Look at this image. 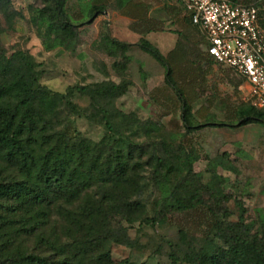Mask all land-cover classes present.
<instances>
[{"label": "trees", "instance_id": "16d2710c", "mask_svg": "<svg viewBox=\"0 0 264 264\" xmlns=\"http://www.w3.org/2000/svg\"><path fill=\"white\" fill-rule=\"evenodd\" d=\"M43 6L34 9V21L45 25L43 44L48 50L67 47L77 35V26L67 11L68 0H41ZM111 0H89L87 20L93 22L110 8ZM239 1V0H235ZM114 11L131 19L130 29L141 35L131 44L113 37L109 30L100 35V48L112 58L119 73L132 61L130 51L136 45L153 56L164 68V85L172 89L180 103L181 120L185 132L202 129L209 125H225L222 122H199L194 119L192 105L200 98L204 72L198 65L200 59L209 58L201 49H191L189 38L181 33L174 47L162 54L144 37L158 31V25L149 17V7L139 0H115ZM241 2V1H240ZM184 27L196 29L185 10ZM247 3V2H243ZM11 0H0V10L10 19ZM181 14V8L169 9ZM258 22L264 28V18L258 12ZM46 37L48 42L46 40ZM204 44V38L201 37ZM194 47L197 45L192 44ZM192 46V47H193ZM40 73L33 58L22 50L8 54L0 47V153L17 176L0 173V263L5 264H91L95 255L100 264H109L108 249L98 250L103 242L129 244L124 223L134 222L154 225L173 212L186 213L201 202L208 185L202 182L194 170L198 153L185 141L174 143L165 138L159 140L163 153L153 152L151 164L133 161L134 153L142 156L144 146L127 141L126 149L117 148L118 138L111 123V110L99 102L100 97H115L126 91V83L114 81L71 86L67 92H53L40 84ZM244 81L242 78L241 83ZM240 84V83H239ZM238 84V85H239ZM87 97L89 106L97 110L104 120L107 133L101 138L95 153L87 151L85 140L76 132L70 141L65 132L51 131L49 127L62 105L77 111L71 101L73 94ZM207 106H201L195 114L204 119ZM238 122L233 126L250 123L264 124V110L249 101L237 111ZM227 125V124H226ZM144 155V153H143ZM144 165L151 167L153 180L161 196L155 202V215L148 217L144 206L138 202L142 184L139 171ZM95 187L96 193H91ZM135 197V198H134ZM54 213L58 234L47 239L37 232ZM23 216L25 218L23 219ZM19 217V219H17ZM38 239L47 243L58 255L56 261L27 254L17 244L16 222ZM215 235L223 245L213 251L191 254L187 261L192 264H264V234L243 233L231 226L222 227L215 222ZM212 231V229H211ZM184 239L183 230H179ZM208 241L212 242L207 233ZM11 262V263H10ZM121 264H129L124 260Z\"/></svg>", "mask_w": 264, "mask_h": 264}, {"label": "rangeland", "instance_id": "374dc122", "mask_svg": "<svg viewBox=\"0 0 264 264\" xmlns=\"http://www.w3.org/2000/svg\"><path fill=\"white\" fill-rule=\"evenodd\" d=\"M149 7V17L158 25L153 31L154 37L168 36L173 38L177 33L191 41V49H203L200 30L184 27V11L181 0H139ZM255 4L264 18V0H239ZM89 0H68L67 11L75 20L77 35L67 47H54L50 50L43 44L45 25L33 19L34 9L43 6L41 0H11L10 19L0 10V47L8 54L22 50L29 54L36 63L40 73V84L53 92L65 93L71 86L87 85L114 81L126 83V91L115 97H100L99 102L111 110V123L117 148L125 150L127 141L144 143V155L138 157L134 153L133 161L139 164H151L153 152L163 153L159 148V140L178 143L187 142L197 151L198 158L194 162V170L200 174L202 182L208 185L200 204L186 213L173 212L164 220L154 225L134 222L124 223L127 227L129 244L103 242L98 250L108 249L111 254L109 264H121L128 260L129 264H192L187 260L191 254L202 251H213L216 245H223L215 235V222L220 221L223 228L231 226L243 233L264 234V124L250 123L233 126L238 122V109L247 102L248 85L238 88L242 79L234 72L226 69L228 81H209L201 85L200 98L192 105L194 119L202 122H222L225 125H209L202 129L185 132L181 120L180 103L172 89L164 85V68L150 54L139 47L131 48L132 61L121 73L113 66V62H121L119 58L108 57L100 48V35L111 29L107 18L87 20ZM115 0L109 3L108 10L114 11ZM181 8L182 13L175 15L171 8ZM103 15V14H102ZM132 32V31H131ZM118 38L124 42L137 41L135 32L117 29ZM131 34V35H130ZM163 34V35H162ZM46 40L48 41L47 37ZM50 42V41H48ZM52 43V42H50ZM197 43V45H196ZM192 44H195L194 47ZM164 54L169 46L154 44ZM193 46V47H192ZM71 101L77 111L68 105H62L53 118L49 132H65L70 141L78 131L86 142L90 154L96 152L101 138L107 133L104 120L89 106L87 97L73 94ZM201 106H207L204 119L195 114ZM227 124V125H226ZM0 153V173L2 176L15 177L12 170ZM151 167L144 165L139 171L142 190L137 196L138 202L144 206L148 217L155 215V202L161 196L158 185L153 180ZM96 188L91 193H96ZM135 198V197H134ZM25 216H23V219ZM19 219V217H17ZM45 225H39L37 232L47 239L55 240L59 233L55 222L58 217L52 213ZM22 223H14L17 229V244L27 254L41 256L56 261V251L47 243L31 233L20 229ZM212 229V231H211ZM179 230H183L184 239H180ZM207 233L212 242L208 241ZM95 255L90 256L91 264H100ZM8 261L5 262V264ZM11 263V262H10ZM2 264V263H0Z\"/></svg>", "mask_w": 264, "mask_h": 264}, {"label": "built area", "instance_id": "2783aa9c", "mask_svg": "<svg viewBox=\"0 0 264 264\" xmlns=\"http://www.w3.org/2000/svg\"><path fill=\"white\" fill-rule=\"evenodd\" d=\"M192 24L200 30L206 53L249 85L246 99L264 110V28L259 8L235 0H183Z\"/></svg>", "mask_w": 264, "mask_h": 264}, {"label": "crops", "instance_id": "0c3cea01", "mask_svg": "<svg viewBox=\"0 0 264 264\" xmlns=\"http://www.w3.org/2000/svg\"><path fill=\"white\" fill-rule=\"evenodd\" d=\"M102 16L104 18H107L108 21H111V24H109L111 29H107V30H109L111 35L113 37L117 38L118 40H120V39L118 38L119 34H117V29L118 30L121 29V28L123 29V27L125 26V28L129 31V33H133V31L130 29V25H131L132 21L128 17L120 15L117 11L108 10L103 15L98 16L96 19L99 20V19L102 18ZM153 33H154L153 31H151L149 33H146L144 35V37L146 39H148L152 44H159V45H163V46H169L168 47L169 49L164 53V55L167 54L174 47V45L176 43V40H177V36L174 37V35H172L173 38H168V36H162L163 38H160V36H155L154 37V43H153L150 40L151 35ZM156 33L157 32H155L154 34H156ZM135 36H136V40L137 41H132V42H128V43H131V44L137 43L139 38L141 37V35L139 33L135 32ZM203 46H204V50L201 49V51L206 52V44L204 43ZM136 47H138V46H136ZM198 65L201 67V69L204 72V79H203L204 81H203V83L206 82V81H209V83H211V82L216 81V80L217 81H221V82H227L228 81L227 74L224 73V72L226 71V69L231 71V72H233L231 69L216 63L210 56H209V58L200 59L198 61ZM245 85H248V83L244 80L242 83H240L238 85V88L242 89L243 86H245ZM248 87H249V85H248ZM248 91L249 90H247V93H248Z\"/></svg>", "mask_w": 264, "mask_h": 264}]
</instances>
